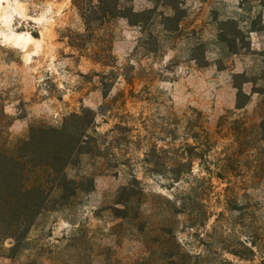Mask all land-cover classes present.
Listing matches in <instances>:
<instances>
[{"label": "rangeland", "instance_id": "1", "mask_svg": "<svg viewBox=\"0 0 264 264\" xmlns=\"http://www.w3.org/2000/svg\"><path fill=\"white\" fill-rule=\"evenodd\" d=\"M180 1L179 23L156 12L146 34L112 23L102 84L61 37L82 29L71 0H0L10 136L88 107L98 149L67 169L90 191L50 200L0 264H264V0Z\"/></svg>", "mask_w": 264, "mask_h": 264}, {"label": "trees", "instance_id": "2", "mask_svg": "<svg viewBox=\"0 0 264 264\" xmlns=\"http://www.w3.org/2000/svg\"><path fill=\"white\" fill-rule=\"evenodd\" d=\"M132 1L71 0L82 29H67L61 37L80 57L107 69L102 74V84L103 79L115 75L109 34L115 20L124 19L146 34L155 22L156 12L155 17L161 20L159 25L165 21L179 23L184 17L180 0H147L150 7L141 11L134 10ZM106 87L102 92L104 97ZM96 115L92 109L82 107L78 113L64 117L57 127L34 124L26 137L12 138L8 132L10 118L0 104V253L3 252L1 242L7 238L13 241L7 250L8 257L22 248L28 229L47 210L50 200L57 197L67 201L90 191L91 176L71 178L67 169L80 161V157L97 155L98 149L90 144L97 134ZM261 128L264 130V118ZM261 141L264 142V135ZM122 205L126 208L127 203Z\"/></svg>", "mask_w": 264, "mask_h": 264}, {"label": "bare ground", "instance_id": "3", "mask_svg": "<svg viewBox=\"0 0 264 264\" xmlns=\"http://www.w3.org/2000/svg\"><path fill=\"white\" fill-rule=\"evenodd\" d=\"M24 43H22L21 41L15 39L13 40V45L16 46V47H21L23 46Z\"/></svg>", "mask_w": 264, "mask_h": 264}]
</instances>
